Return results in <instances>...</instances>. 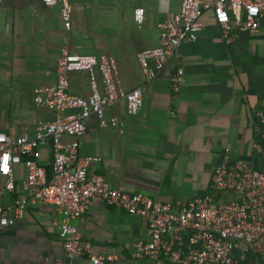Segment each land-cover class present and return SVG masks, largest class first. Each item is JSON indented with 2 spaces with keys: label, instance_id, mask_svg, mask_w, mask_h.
Here are the masks:
<instances>
[{
  "label": "crops",
  "instance_id": "0c3cea01",
  "mask_svg": "<svg viewBox=\"0 0 264 264\" xmlns=\"http://www.w3.org/2000/svg\"><path fill=\"white\" fill-rule=\"evenodd\" d=\"M71 7L66 30L58 4L40 0H3L0 3V132L32 136L39 122L51 121V109L35 106L33 91L56 82L61 50L72 54L107 55L117 68L124 91L141 89L142 105L129 114L118 101L104 110L123 132L100 126L89 116L83 121L78 157H98L89 165L112 188L141 193L153 202L179 206L210 192L211 174L224 149L231 161L240 160L264 173V157L253 147L264 146L256 112L264 114V33L233 28L226 42L212 11L201 16L202 28L193 42L179 45L155 78L145 80L136 54L158 42V24L177 13L181 0H67ZM143 9L136 24L133 10ZM183 71L176 93L171 77ZM97 83L101 89L98 72ZM67 91L90 94L84 71L68 74ZM66 110L64 114L75 112ZM62 141L70 138L63 136ZM50 152L41 149L38 161L49 170ZM15 190L5 192L0 177V206L9 208L25 196L23 164L13 166ZM12 217V213H10ZM51 205L29 203L13 224L0 225V264H57L65 261ZM83 240L98 254H114L107 264H155L134 260L138 242L148 240L146 224L98 198L74 221ZM264 264V257L254 258ZM71 264H90L86 258Z\"/></svg>",
  "mask_w": 264,
  "mask_h": 264
},
{
  "label": "built area",
  "instance_id": "2783aa9c",
  "mask_svg": "<svg viewBox=\"0 0 264 264\" xmlns=\"http://www.w3.org/2000/svg\"><path fill=\"white\" fill-rule=\"evenodd\" d=\"M40 1L45 6L58 4L64 28H70L67 0ZM207 10L212 11L226 42L231 40L233 28L264 33V0H181L179 11L158 24L157 45L136 54L145 80L156 77L181 43L196 40L203 26L201 16ZM133 19L136 24L142 23V8L133 10ZM77 71L88 75L90 94L86 98L67 91L68 74ZM170 81L172 91L178 92L183 71L177 69ZM32 100L35 106L53 110L55 116L39 122L32 136L0 132V177L5 180V192L15 190L13 166L23 164L26 169L22 182L26 195L9 208L0 206V225L13 224L29 203L51 205L58 216L54 224L66 257L57 264H71L82 257L90 264H107L116 258L114 254L94 252L74 223L94 198L145 222L148 240L136 244L134 260L155 264H254V258L264 257V173L240 160L231 161L228 148L211 174L209 194L177 207L153 202L141 193L118 191L102 176L89 172V165L100 158L78 157L83 121L94 116L100 126L116 127L122 133V124L114 117H105L104 110L123 101L127 112L135 114L142 105L140 88L124 91L118 85L112 57L61 50L56 82L36 87ZM66 110L76 111L64 114ZM256 118L259 133L264 135V114L257 111ZM63 136L70 141H62ZM43 147L50 152L49 175L38 163ZM253 147L264 157L262 144L254 143Z\"/></svg>",
  "mask_w": 264,
  "mask_h": 264
},
{
  "label": "trees",
  "instance_id": "16d2710c",
  "mask_svg": "<svg viewBox=\"0 0 264 264\" xmlns=\"http://www.w3.org/2000/svg\"><path fill=\"white\" fill-rule=\"evenodd\" d=\"M47 174L49 175V170H47Z\"/></svg>",
  "mask_w": 264,
  "mask_h": 264
},
{
  "label": "snow or ice",
  "instance_id": "6c2138e0",
  "mask_svg": "<svg viewBox=\"0 0 264 264\" xmlns=\"http://www.w3.org/2000/svg\"><path fill=\"white\" fill-rule=\"evenodd\" d=\"M6 159V158H5Z\"/></svg>",
  "mask_w": 264,
  "mask_h": 264
}]
</instances>
